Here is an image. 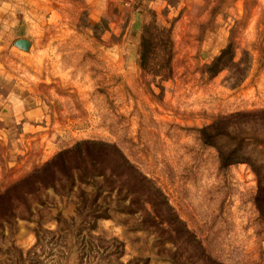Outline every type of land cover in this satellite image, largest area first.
I'll list each match as a JSON object with an SVG mask.
<instances>
[{
    "label": "rangeland",
    "instance_id": "374dc122",
    "mask_svg": "<svg viewBox=\"0 0 264 264\" xmlns=\"http://www.w3.org/2000/svg\"><path fill=\"white\" fill-rule=\"evenodd\" d=\"M90 4L12 0L22 25L0 33V192L64 149L75 176L112 167L111 154L93 161L89 141L109 142L203 251L188 253L189 236L172 241L152 211L156 224L142 208L120 210L133 195L114 189L98 198L110 216L90 226L76 207L97 177L69 185L57 172L52 187L0 208V264H264V0ZM16 36L29 51L12 46ZM233 146L243 158L223 165Z\"/></svg>",
    "mask_w": 264,
    "mask_h": 264
},
{
    "label": "trees",
    "instance_id": "16d2710c",
    "mask_svg": "<svg viewBox=\"0 0 264 264\" xmlns=\"http://www.w3.org/2000/svg\"><path fill=\"white\" fill-rule=\"evenodd\" d=\"M261 111V110H259ZM219 119V118H218ZM221 123L219 120H214L201 127L203 140L212 136L216 130H218V124ZM225 128L224 126H222ZM225 130V129H223ZM213 137L208 139V142L214 145ZM86 142V141H85ZM91 147L94 148L93 161L103 163L105 159H108L107 155L111 154L113 159L112 167H92L91 169L87 167H77L78 173L75 176L72 170L68 167L66 160V155L68 149L61 150L57 152L52 159L45 161L39 167L33 168L31 171L25 173L17 180L8 185L3 191L0 192V208L3 205H10L11 198L13 196L23 197L24 194L28 192L36 191L40 185L46 186L54 185L53 181L57 178V172L60 174H65V177L69 181V185L74 179L81 182H89L88 178L92 177L94 180H98L96 184L97 188L94 190L91 197L88 199V204L84 201L80 207H76V213L79 209L87 206L86 214L91 219L89 220V225L92 226L94 221L98 218H108L110 216V205L109 203H103L98 200L102 191H111L114 189L116 193L123 198L126 194L133 195L131 200L127 204H123L120 208L122 211H136L137 208H142L149 220L156 224L157 221L154 216L159 218L160 221H165L170 226V232L172 236V241L177 238L181 241L182 236H189V247L191 255H198L202 253V247L193 235L191 231L188 230L185 223L176 215L175 211L171 205L167 202L166 197L160 190V188L155 185L148 177L141 173L127 158L122 154V152L112 143L101 141V140H91ZM235 147L232 149H227L226 151H220V161L221 163L228 164L233 161H239L242 159V155H236ZM79 156L80 160L83 158L80 156V150L75 152ZM59 157L57 161L55 158ZM58 163L65 167H53L54 164ZM64 170V172L62 171ZM264 202V196H262ZM134 204V207H131ZM145 204H149V209H146ZM150 211L154 213L153 215L148 214ZM209 260L212 258L207 256Z\"/></svg>",
    "mask_w": 264,
    "mask_h": 264
},
{
    "label": "crops",
    "instance_id": "0c3cea01",
    "mask_svg": "<svg viewBox=\"0 0 264 264\" xmlns=\"http://www.w3.org/2000/svg\"><path fill=\"white\" fill-rule=\"evenodd\" d=\"M14 1V0H13ZM92 11H105L108 3L113 0H89ZM146 3L149 0H145ZM12 0H0V33L3 30H14L22 25L21 15H19L20 9L16 8L15 5H11ZM4 33V32H3ZM17 37V36H16ZM15 37V38H16ZM19 37V36H18ZM14 39V38H13ZM12 39V40H13Z\"/></svg>",
    "mask_w": 264,
    "mask_h": 264
},
{
    "label": "water",
    "instance_id": "95a60500",
    "mask_svg": "<svg viewBox=\"0 0 264 264\" xmlns=\"http://www.w3.org/2000/svg\"><path fill=\"white\" fill-rule=\"evenodd\" d=\"M12 46L16 47L17 49L27 52L31 46V41L26 37H16L11 42ZM204 53H200V57H203Z\"/></svg>",
    "mask_w": 264,
    "mask_h": 264
},
{
    "label": "built area",
    "instance_id": "2783aa9c",
    "mask_svg": "<svg viewBox=\"0 0 264 264\" xmlns=\"http://www.w3.org/2000/svg\"><path fill=\"white\" fill-rule=\"evenodd\" d=\"M132 0H124V2L127 4V3H130Z\"/></svg>",
    "mask_w": 264,
    "mask_h": 264
}]
</instances>
